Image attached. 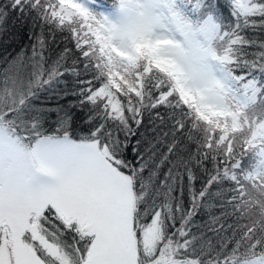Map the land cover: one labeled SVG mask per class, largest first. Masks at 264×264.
<instances>
[{
	"label": "snow or ice",
	"instance_id": "snow-or-ice-1",
	"mask_svg": "<svg viewBox=\"0 0 264 264\" xmlns=\"http://www.w3.org/2000/svg\"><path fill=\"white\" fill-rule=\"evenodd\" d=\"M0 264H264V0H0Z\"/></svg>",
	"mask_w": 264,
	"mask_h": 264
}]
</instances>
